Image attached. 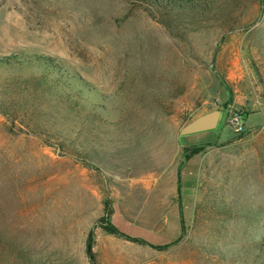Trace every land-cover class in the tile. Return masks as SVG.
I'll list each match as a JSON object with an SVG mask.
<instances>
[{"label":"rangeland","instance_id":"1","mask_svg":"<svg viewBox=\"0 0 264 264\" xmlns=\"http://www.w3.org/2000/svg\"><path fill=\"white\" fill-rule=\"evenodd\" d=\"M201 8L0 0V56L55 57L84 84L0 66V264H91L90 228L97 264H264V0ZM215 109L216 127L179 133ZM185 144L204 145L196 192L197 154L166 210ZM107 201L125 235L168 243L180 215L185 233L163 250L109 234Z\"/></svg>","mask_w":264,"mask_h":264},{"label":"trees","instance_id":"2","mask_svg":"<svg viewBox=\"0 0 264 264\" xmlns=\"http://www.w3.org/2000/svg\"><path fill=\"white\" fill-rule=\"evenodd\" d=\"M134 5L143 8L152 14V11H164L166 16H174L180 12H193L196 9L206 6L209 3V0H130ZM202 9V8H201ZM16 63H27L35 64L39 67H42L45 70L44 76L48 77V80L52 82L53 87H64L66 89L74 88L76 84L84 86L81 82V76L74 71H71L69 66H67L63 60L43 54H32L25 55L23 53H13L0 56V66H9L15 67ZM0 112L10 115L6 106H3L2 101H0ZM241 119H244L248 116L247 113H239ZM204 148L203 144H191L183 147L182 152V163L177 167V193L179 197V174L180 169L185 161H187L191 156L200 153ZM179 205L181 203L180 197L178 199ZM112 210L109 208V202H105V214L99 218V223L102 229L115 236L124 237L125 239L143 245H148L157 250H163L169 247L170 245L176 243L185 233L186 225L185 221L180 215V224H181V233L180 235L173 240L165 244H152L144 240L143 238L137 236H129L121 233L117 227L113 224L112 220L109 218ZM93 229L90 228L87 232L85 238V253L89 258L91 264H97L95 259V254L93 252Z\"/></svg>","mask_w":264,"mask_h":264},{"label":"water","instance_id":"3","mask_svg":"<svg viewBox=\"0 0 264 264\" xmlns=\"http://www.w3.org/2000/svg\"><path fill=\"white\" fill-rule=\"evenodd\" d=\"M220 117V110L215 109L204 114L198 115L189 122H187L180 129L179 133L181 135L208 130L216 127Z\"/></svg>","mask_w":264,"mask_h":264},{"label":"crops","instance_id":"4","mask_svg":"<svg viewBox=\"0 0 264 264\" xmlns=\"http://www.w3.org/2000/svg\"><path fill=\"white\" fill-rule=\"evenodd\" d=\"M187 145H191V144H185V146H187ZM197 155H198V159H197V162H196L197 179H196V182H195V192H196V188H197V185H198V173H199V166H200V163H199V155H200V153H198ZM183 166H184V164L182 165V167ZM180 178L181 177H180V174H179V180H180ZM179 183H180V181H179ZM179 188H180V185H179ZM179 197H180V201H181L180 191H179ZM179 197H178V193H177V175H176L174 199H172L171 202L168 204L166 210L174 207V205H176L178 208H180L181 203L179 205V201H178ZM166 210H165V212H166ZM170 242H172V241H170Z\"/></svg>","mask_w":264,"mask_h":264},{"label":"built area","instance_id":"5","mask_svg":"<svg viewBox=\"0 0 264 264\" xmlns=\"http://www.w3.org/2000/svg\"><path fill=\"white\" fill-rule=\"evenodd\" d=\"M230 122L233 125V129L237 133H242L245 130V123L241 119L240 114L238 113L237 115L233 116L230 120Z\"/></svg>","mask_w":264,"mask_h":264}]
</instances>
